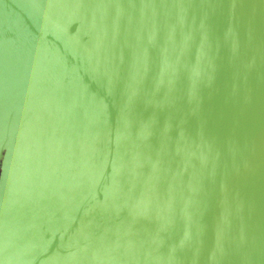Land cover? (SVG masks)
Here are the masks:
<instances>
[{"label": "water", "instance_id": "95a60500", "mask_svg": "<svg viewBox=\"0 0 264 264\" xmlns=\"http://www.w3.org/2000/svg\"><path fill=\"white\" fill-rule=\"evenodd\" d=\"M0 264H264V0H0Z\"/></svg>", "mask_w": 264, "mask_h": 264}]
</instances>
